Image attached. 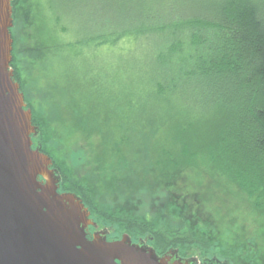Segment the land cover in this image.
<instances>
[{"label": "trees", "instance_id": "obj_1", "mask_svg": "<svg viewBox=\"0 0 264 264\" xmlns=\"http://www.w3.org/2000/svg\"><path fill=\"white\" fill-rule=\"evenodd\" d=\"M189 2L48 0L42 28L27 34L32 40L28 42L32 61L41 59L43 63L50 62L51 50L59 54L62 50H74L83 39L86 26L92 45L105 48L119 44L129 51L142 47L143 39L152 41L149 62L155 64L156 71L150 75L152 92L147 100L155 106L170 103L161 114L171 143L162 148L159 159L151 158L148 152H142L140 158L152 163V167L162 162L168 182L187 170L195 182L189 187H173L170 182L159 187L151 183L142 186L143 180L126 178L123 182L127 184V203L109 204L95 199L93 185L79 179L73 168V161H82L83 154L73 146L66 147L60 139L70 129H54L27 97L12 27L10 66L32 110V123L39 127L40 149L49 155L52 167L61 174L63 188L81 197L93 220L118 232L125 231L133 241L149 236L150 243L160 251L190 249L200 257L225 258L235 264H264L261 227L253 230V238L234 236L229 231L226 236L215 233L218 227L210 225L214 231L206 229V224L196 226L190 216L202 215V203L211 206L200 190L204 178L242 192L254 213L264 215V0ZM18 4L19 0L11 1L14 17ZM74 31L76 37L69 40L68 34ZM119 80L120 77L115 84L119 92L137 102L139 98L133 94L138 89H128ZM175 101H180L184 109L172 112ZM147 105L150 107V103ZM199 119L204 122L198 123ZM53 130L55 133L51 134ZM144 139L146 144L150 141ZM101 159L96 156L95 162ZM99 174L104 178L101 171ZM104 188L109 191L110 185L105 183ZM141 200L147 201V208L136 214L134 210H138ZM168 214L170 218L166 217ZM173 216L175 221L170 220ZM185 222L195 226L188 227Z\"/></svg>", "mask_w": 264, "mask_h": 264}, {"label": "rangeland", "instance_id": "obj_2", "mask_svg": "<svg viewBox=\"0 0 264 264\" xmlns=\"http://www.w3.org/2000/svg\"><path fill=\"white\" fill-rule=\"evenodd\" d=\"M189 1L191 0H177L179 4L184 2L187 5L190 4ZM47 8L48 0H19L15 17L13 15L11 27L16 36V55L22 68L24 90L37 112L49 119L50 126L54 129L58 127V131L70 129V132L62 135L63 138L60 139L66 147L73 146L74 150L83 154L82 161L79 163L73 161V168L76 169L79 179L93 185L95 199L109 204L111 201L114 204L127 203L125 197L127 184L123 182L126 178L137 182L141 179L142 186L151 183L159 187L169 182L173 187L193 185L195 182L187 170L173 176L168 182L167 176L163 175L162 162L153 164L152 167V163H146L140 158L142 152H148L151 158L159 159L161 158L159 152L163 147H169L171 143L166 135L167 127L163 125L164 118L161 114L163 111L166 112L165 107H169L170 103L167 106L163 103L155 106L152 100H147L149 93L152 92L151 73L156 71L155 64L149 62L154 48L152 41L143 39L142 47H135L129 51L119 47V44L110 48L92 45V41L86 35L88 24L83 23L86 26L83 39L74 50H62L60 54L56 50L53 52L51 50L48 53L50 62L43 63L41 59H35L33 62L28 43H32V40L29 41L27 34L37 31L39 27L42 28V17L45 16ZM83 21L86 22L87 19H82ZM75 32L68 34L71 36L68 37L69 40L76 37ZM119 77V81L128 89H138L133 94V97L139 98L137 102L131 98L127 99L126 93L119 92L116 86ZM125 99L127 100L123 101ZM183 109L180 101H175L171 106L172 112ZM203 122L201 119L198 120V123ZM35 126L37 131L32 136L33 143L41 147L38 140L39 127ZM44 130L47 134L48 130ZM54 133L55 130L51 131V134ZM144 138H150V141L146 144ZM46 143L52 148L48 142ZM45 148L47 149L46 146ZM96 156L101 157V161L95 162ZM53 169L56 170L61 183V174L55 167ZM99 171L103 173L104 178L100 176ZM105 183L110 185L109 191L105 190ZM215 183L214 180L206 178L200 182V190L205 192L206 203L211 206L202 203L200 210L202 215H190L196 226L206 224L205 228L210 229L212 225L218 227L216 231L211 228L216 234L229 236V231L234 236L241 234L243 237L252 238L255 236L254 229L259 230V227L261 230L264 229V215L254 213L256 211L250 207L249 199L242 192ZM194 197L198 201V195L195 194ZM137 198V196L134 198L135 203ZM141 202L138 210H134L136 214L147 208V201ZM166 217L170 218L171 215L168 214ZM176 219L173 216L170 220ZM185 224L191 228L195 226L187 222ZM96 225L99 230L110 231L116 236L125 233L95 221ZM262 233L261 231V240L264 238ZM141 238L146 240V247L152 245L149 236ZM183 253L189 255L196 253L200 256L197 252L192 253L190 249ZM217 259L227 264H235L233 260Z\"/></svg>", "mask_w": 264, "mask_h": 264}, {"label": "water", "instance_id": "obj_3", "mask_svg": "<svg viewBox=\"0 0 264 264\" xmlns=\"http://www.w3.org/2000/svg\"><path fill=\"white\" fill-rule=\"evenodd\" d=\"M12 0H0V264H183L156 257L128 234L89 235L95 225L81 197L60 191L48 154L35 146L12 60Z\"/></svg>", "mask_w": 264, "mask_h": 264}, {"label": "flooded vegetation", "instance_id": "obj_4", "mask_svg": "<svg viewBox=\"0 0 264 264\" xmlns=\"http://www.w3.org/2000/svg\"><path fill=\"white\" fill-rule=\"evenodd\" d=\"M27 107H28V105H27ZM58 189L60 191H70L68 189L63 188L60 181H59ZM99 229L100 228L97 225L96 226L95 225H89L87 232L89 235H91L94 232L102 231ZM103 231L105 232V236L107 239H117V238H120L122 236V235L116 236L115 234H112L110 231H107V232L105 230H103ZM129 239H131V238L129 237ZM133 242H139V244L143 247H146V245H147L146 240L141 238V237H137V239H135V241H133ZM149 246L152 248L153 253L156 255V257H160L163 255L168 256L171 258V261L178 260L179 262H182L183 264H227L226 262H224L220 259H217V258H203V257H200L196 254H190V255L184 254L183 252L176 250V249H165V250L160 251V250H157L153 245H149Z\"/></svg>", "mask_w": 264, "mask_h": 264}]
</instances>
